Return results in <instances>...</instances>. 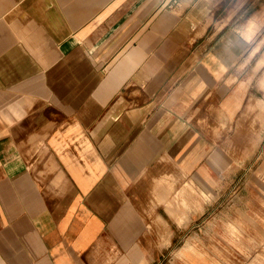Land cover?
<instances>
[{
	"label": "crops",
	"instance_id": "obj_1",
	"mask_svg": "<svg viewBox=\"0 0 264 264\" xmlns=\"http://www.w3.org/2000/svg\"><path fill=\"white\" fill-rule=\"evenodd\" d=\"M263 2L0 0V264H264Z\"/></svg>",
	"mask_w": 264,
	"mask_h": 264
},
{
	"label": "rangeland",
	"instance_id": "obj_2",
	"mask_svg": "<svg viewBox=\"0 0 264 264\" xmlns=\"http://www.w3.org/2000/svg\"><path fill=\"white\" fill-rule=\"evenodd\" d=\"M264 4V2H263ZM263 56H264V24H263ZM259 69H255L253 67V72H258ZM263 77H264V64H263ZM263 105H264V78H263ZM252 118L254 120L255 125L257 126L256 128H253V136H257V140L260 137V133L263 136L262 143L255 144L253 143L251 145V157L252 159L250 161H243V160H236L235 161V168L239 169L241 168L242 170H247L248 172L246 173L245 177H237L236 178V184L237 185H244L248 184L252 186V191H260L263 192V201H264V106H263V114H259L258 112L255 113L253 112ZM261 128L259 125L262 126ZM263 130V131H262ZM238 157V155H237ZM261 170L262 172L258 171ZM260 186H263L260 188ZM257 188V189H256ZM252 195L253 192H251ZM259 195V193H256ZM247 192H241V193H236L235 196L237 197V200H242L243 196H247ZM161 259L162 264H180V259L178 256H173L172 258H166V261H163ZM171 261V262H170Z\"/></svg>",
	"mask_w": 264,
	"mask_h": 264
}]
</instances>
